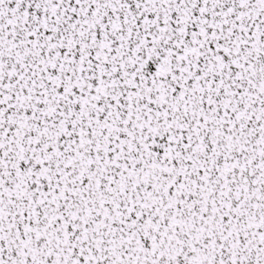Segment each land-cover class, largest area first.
<instances>
[{
    "label": "snow or ice",
    "instance_id": "obj_1",
    "mask_svg": "<svg viewBox=\"0 0 264 264\" xmlns=\"http://www.w3.org/2000/svg\"><path fill=\"white\" fill-rule=\"evenodd\" d=\"M0 264H264V0H0Z\"/></svg>",
    "mask_w": 264,
    "mask_h": 264
}]
</instances>
